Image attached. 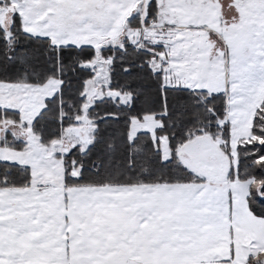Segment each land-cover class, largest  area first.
Instances as JSON below:
<instances>
[{"label": "snow or ice", "instance_id": "obj_1", "mask_svg": "<svg viewBox=\"0 0 264 264\" xmlns=\"http://www.w3.org/2000/svg\"><path fill=\"white\" fill-rule=\"evenodd\" d=\"M0 264H264V0H0Z\"/></svg>", "mask_w": 264, "mask_h": 264}]
</instances>
